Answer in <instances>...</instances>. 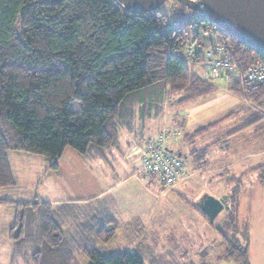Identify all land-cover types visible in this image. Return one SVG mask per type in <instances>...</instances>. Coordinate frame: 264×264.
<instances>
[{
  "label": "trees",
  "instance_id": "obj_1",
  "mask_svg": "<svg viewBox=\"0 0 264 264\" xmlns=\"http://www.w3.org/2000/svg\"><path fill=\"white\" fill-rule=\"evenodd\" d=\"M194 20L201 28H215L235 52L245 48L264 61L262 53L226 30L197 14ZM190 25L191 18L183 14L172 19L162 7L126 11L118 0H0V188L16 185L12 151L44 156L48 169L55 170L67 146L80 154L94 147L103 155L102 150L119 144L122 129L158 114L167 95L178 96L175 103L181 106L215 92V84L194 72L180 54L193 36ZM199 53L192 66L200 61ZM228 85L264 112V82L247 90L236 81ZM73 100L80 101L81 110L69 108ZM255 170L264 185V165ZM241 180L228 179L227 214L215 230L221 259L250 264L248 227L239 224ZM4 204L16 208L18 232L11 228V237L18 241H23V211L39 210L45 245L33 251L32 264H41L43 250L51 255L63 245L51 204L0 196ZM110 230L100 224L96 239L109 241L115 235ZM84 255L91 264H144L133 251L104 255L92 248ZM66 256L76 264L73 254Z\"/></svg>",
  "mask_w": 264,
  "mask_h": 264
},
{
  "label": "crops",
  "instance_id": "obj_2",
  "mask_svg": "<svg viewBox=\"0 0 264 264\" xmlns=\"http://www.w3.org/2000/svg\"><path fill=\"white\" fill-rule=\"evenodd\" d=\"M196 66H199V64H196ZM201 74L203 75V72ZM224 87L223 89H226L227 92H229V95L234 97V100L236 99L235 97H238L239 99L238 95L231 92L228 87ZM218 92L219 89L217 88L212 94L202 97L203 99L198 105H196L197 100L189 103L190 111L208 104L213 97H216ZM206 97L209 98L206 99ZM241 100L247 101L248 99H241L240 97V102L235 105L234 109L227 112L220 109L218 110L220 114H216V111H211L212 108H210L209 111L205 112V116H208L205 118L206 122L191 130H184L183 128V126L189 122L187 119V110L181 108L184 105L175 106L176 110L178 107L181 108L178 110L177 114L181 117V123L183 124L180 128L183 132V136L179 141L173 144V147H175V152L185 160L186 165L191 167L192 171L189 169V175L185 174L183 178L171 187V189H176L181 185L190 187L193 183H201L204 185L206 193L215 197H221L224 195L227 196V193L231 190V186L227 183L228 179L241 178L239 224L240 226L246 224L248 227L249 262L250 264H264V238L261 240L264 231V203L261 204V201L264 202V185L261 184L258 170H255V168L264 165L262 160H256L258 157L264 155V148L258 149L254 147V143L251 140V138L255 139L257 137V135L252 132L254 127L260 125L261 127L259 130L264 131V112L258 106L251 104V101H247L248 103L242 106ZM176 110H174V113ZM170 117L171 118L167 122L163 121V125L156 126L157 130L154 131L150 124H146L144 118H139L141 123L140 129L137 127L136 121H133L134 125L132 127L122 129L119 136V144L102 150L104 153L105 151L109 153V160H107V155H100V162L96 161L92 164L94 171L97 173L99 172L98 181L101 182L102 186L99 191L90 196L85 195L78 198H67L64 192V185L62 186L60 181L54 180V177L50 174L51 171L60 173V162L57 169L50 170L48 169L49 160L44 156H40L43 159V164L41 165V183L44 181L47 186L44 190V200H39V202H47L51 204L54 210V216L60 226L62 234L64 232V228L62 227L64 226H72L74 234L75 232H82L84 230H88L90 233L95 234V231L100 224L106 230L115 227L119 228V226H121L122 229L120 230L117 228L116 233H124L128 230H125L123 226L126 227L130 225L128 223L132 221L133 217L142 221V225H139L140 229H133L131 232L137 233V230H139V232L145 231V228L147 227L145 221H148L149 218L147 216L152 212L150 210L146 211V203L144 205V202H147V198L152 200L157 197L160 199L162 195L161 192L157 194L155 193V183L147 185V182L143 178L138 177L134 173L131 162L133 155L130 151L134 146L141 142V140L148 138L150 134H153L154 136L159 132L158 130L167 127V125L175 124L173 116ZM259 117L261 118L260 120L263 121H260ZM203 127L208 128L197 136H191L194 131ZM236 137H239L240 139L239 144L242 143L240 149L239 146L233 148L234 146L229 147L227 144L228 142H234L232 140ZM199 139L202 140L201 146L197 148L193 147V144H196V141ZM10 154L11 157H16L17 160L27 164H30L31 160L36 159L34 154L15 151L10 152L9 155ZM102 160H104V162H102ZM254 160L258 163H253ZM13 172L16 177L17 185L18 180L14 169ZM254 187L260 192V197H254L255 192L252 191ZM12 189L13 188H11V190ZM159 189L162 190L161 187H159ZM147 195H150L151 197ZM185 202L187 207H190L188 208L191 210L190 212L195 215L196 218L198 215V223L195 225V229L197 230V233H201V235H197L196 238L199 243L201 241V244L198 247L200 249V257L205 258L204 264H238L235 261L221 259L223 248L215 228L210 226L209 223L204 220V217L189 205L191 203L187 200ZM84 204L88 206L93 204L92 209L95 211L86 213L81 209L76 208ZM13 205L14 204L0 205V217L5 218L4 222H1L0 220V264H32L31 257L33 252L31 255H28V257L23 258V263L18 262V242L24 243L28 240L23 239V241H18L11 237V228L17 221L16 214L14 219H12L13 209L10 208L11 212H9L7 208L14 207ZM191 205L195 206L194 204ZM60 209H67V211L62 215L58 212ZM193 210L196 213L192 212ZM61 217L71 219L70 221L66 219L67 221L64 222L60 220ZM83 218H86V220ZM216 226H220V224H217ZM174 228L175 226H171L169 232L167 231L169 229L158 231L160 237L157 236L155 238V242L157 241L156 243H159V247L165 255H167L166 247L161 242L166 239L169 233H173ZM192 231L193 230H191V232ZM37 241L38 245L35 247L43 248L45 244L43 243L40 234ZM61 242L63 243L64 248L71 246L81 248V245L78 243L80 242V239H75V237L67 239L63 237V241ZM174 248L175 252H177L176 245ZM6 249H9L8 253L5 252ZM217 250H219L218 253ZM184 256H186V254H184Z\"/></svg>",
  "mask_w": 264,
  "mask_h": 264
},
{
  "label": "rangeland",
  "instance_id": "obj_3",
  "mask_svg": "<svg viewBox=\"0 0 264 264\" xmlns=\"http://www.w3.org/2000/svg\"><path fill=\"white\" fill-rule=\"evenodd\" d=\"M161 7L168 13L169 17L172 19L179 17L182 14L185 15V17L187 18H191V25L189 26V30L192 33L198 32L201 29V27L198 26L194 20V17L196 16L195 11H192L189 8L185 9L179 6V4H177L175 0H167ZM213 39L214 40L221 39L220 32H218L215 28H214ZM181 56L185 60V62L190 65L191 69L194 72H196L199 76L209 80L210 82H214L215 86L219 89V92L217 93L216 97H213L208 104H205L202 107H198L193 111H190L189 103L195 100L184 104V106L181 105L183 106L181 108L186 109L188 112L187 119L189 122L188 124H185V126H183L184 130L185 129L191 130L194 127L203 125L206 122L205 118L208 117L205 116L206 115L205 112L209 111L210 108H212L211 111H216V114H220L218 110L221 109L222 111H226V112L230 111L234 109L237 103L240 102L239 101L240 97L241 99L246 98L244 97V95H240L229 89L231 90V92L239 96V99L238 97H235L236 98L235 101L234 97L232 95H229V92H227L226 89H223L224 86L230 88L226 82H224L219 78L207 77L202 70L200 62L198 63L199 66L195 65L196 66L195 67L190 64L191 60L189 57L186 56V54L182 53ZM202 72L203 75L201 74ZM177 98L178 96L169 97L167 95L162 102L161 111L158 114H152L150 118L145 119L146 124H150L152 130L154 131L157 130L156 126L158 127L163 125V121L167 122L171 118L170 116H173L175 120V124H170L169 126L167 125V127L160 129L163 130L165 128L166 129L173 128L178 130L179 133L178 136L174 140L170 141V143H172V146L177 141H179L180 138L183 136V132L180 129L183 124L181 123V117H179L177 114L178 110H180L181 108L178 107L177 110L175 109V106H177L175 103ZM200 98L196 99L197 100L196 105H198V103L202 101L203 98L202 97ZM207 98L209 97H206V99ZM241 101H242L241 105L244 106L248 103L247 101L249 100L247 101L241 100ZM69 108L72 111H79L81 110L82 105L80 101L73 100L70 102ZM174 110H176L175 113ZM260 119L261 118L259 117V120ZM136 124L137 127L140 129L141 123L139 119L136 120ZM260 127H261L260 125H257L252 129V132H254L257 135V137L255 139L251 138L252 142L254 143V147L258 149L264 148V131L259 130ZM149 136H153V134L152 135L150 134ZM239 140H240L239 137H236L235 139L232 140L234 142L231 143L228 142L227 144L229 145V147L234 146L233 148H237V146H239L240 149L242 143L239 144ZM196 142H197L196 144H193V147L195 148L200 147L202 144V140L199 139ZM95 150L96 149H94V147H91L90 149H88L86 153L80 154L72 147L67 146L61 156L62 158L59 159V162L61 164L60 173L56 171L50 172L51 176L54 177L53 178L54 180L60 181L62 186L64 185L63 186L64 192L67 198H78L85 195L90 196L100 190V187L102 185L101 182L98 181L99 172L97 173L92 168V164L94 162L96 161L100 162V158H99L100 154H98ZM135 151L136 149L132 148L130 152L131 154H134L133 152ZM103 155H107V160H109L108 158L109 153H107V151H105V153L103 152ZM40 156L41 155L38 156L35 155L36 159H33L34 161L31 160V163L27 164L17 160L16 157H11L10 154L9 155L10 163L17 175L18 182L16 187H14L12 190L11 188L9 189L0 188V196L13 197L14 199L24 203H32L34 201L44 200V190L47 184H45L44 181H42L41 183V177H42L41 165L43 164L42 163L43 159ZM104 160H102V162H104ZM256 160L257 161L262 160L264 162V155L258 157ZM253 163H258V162L254 160ZM189 169L190 171H192L191 167L189 165H186L184 175L185 174L189 175L190 173ZM149 179L151 181H154L153 183H155L154 184L156 187L155 193L157 194L161 192L162 197L160 199L155 197L152 200L147 198V202L146 201L144 202V205L146 203L145 206L146 211L150 210L153 213L147 216L149 219L147 218L148 221H145L147 227L145 228L144 232H139V230H137L138 231L137 233L131 232L133 231V229H140L139 225L141 224L142 221H139L136 217H133L132 221L128 223L130 225L126 227L123 226L125 230H128L127 232L117 234L116 230L118 227L111 229L110 231L111 232L114 231L115 235L107 242H104L102 240H97L96 235L90 233L88 230L86 231L84 230L82 232H75L74 234L72 226L71 227L64 226L62 227L64 228L63 237L65 239L70 237H75V239L76 238L80 239V242L78 243L81 245V248H75L74 246L64 248L63 245H60L56 247L55 250L52 251L51 255L48 250H43L42 255L40 256V263L42 264L44 261H46L48 264H75V262L73 261H71V263H69L68 261L66 253H70L75 256L76 264H91V261L84 255V250L96 248L104 255H112L123 251H133L137 253L139 252L141 255L140 257L142 258L144 264H204L205 258L200 257V253H199L200 249L198 247L201 244V241L199 243V241L196 238L197 235H201V233H197V230L195 229V225H197L198 223L197 220L198 215L196 218L195 215H193L190 212L191 210L188 209L190 207L189 206L187 207V204L185 202L187 200L189 203L194 204L195 207H197L196 206L197 201L200 199V197L203 194L206 193L204 185H202L201 183L198 184L193 183L191 184L190 187L181 185L178 186V188L176 189L163 188L161 190L159 189L160 184H158V182L154 178L150 177ZM252 191L255 192L254 197L261 196L257 188L254 187ZM228 194L229 193H227V195ZM262 203L264 202L261 201V204ZM92 206L93 204L91 206L84 204L76 208H79L86 213H90L95 211L92 209ZM10 208L14 210V211L12 210V215H13L12 219H14V216L16 214L15 206L8 207L7 209L9 210V212H11ZM66 211L67 209H60L58 212L63 215ZM23 212L25 214H24L22 234H23V239H27L28 241L26 242L28 243L26 242L21 243L19 247L18 255H17L19 263H23L24 262L23 258L28 257V255H31L34 250L36 249L40 250V248L35 247L36 245H38L37 238L39 234L41 235L40 233L41 217L39 210L38 209L33 210L29 208ZM192 212L196 213L194 210ZM226 214H227V210H222L213 220V225L210 224L209 225L214 227L215 229L221 227ZM202 216L204 217V220L208 222V218L206 217V215L204 214ZM4 219L5 218L0 217L1 222H4ZM66 219L70 221L71 218H66ZM66 219L64 217L60 218V220L64 222L67 221ZM83 219L86 220V218ZM15 223L17 224V222ZM16 224L12 227V230L14 231L15 234L18 232V230L15 227ZM217 224H220V226H216ZM171 226L172 227L175 226L173 233L171 234L169 233L164 241L161 239L162 240L161 243L164 244L166 247L167 255H165L164 252L160 249L159 243H156L157 241L155 242V238L157 236L160 237V233L158 231L161 230L165 231L166 229H169L167 230L169 232ZM118 229L121 230L122 227L119 226ZM191 230L193 231L191 232ZM101 232L104 233V231ZM262 235L263 236H261L260 234L261 240L264 238V231ZM175 245L177 247V252H175V248H174ZM8 251L9 249L5 250L6 253H8ZM218 251L219 250H217V253ZM184 254H186V256H184Z\"/></svg>",
  "mask_w": 264,
  "mask_h": 264
},
{
  "label": "built area",
  "instance_id": "obj_4",
  "mask_svg": "<svg viewBox=\"0 0 264 264\" xmlns=\"http://www.w3.org/2000/svg\"><path fill=\"white\" fill-rule=\"evenodd\" d=\"M213 36V29L201 28L193 33L180 54L193 61L200 52L199 62L207 77L219 78L227 84L236 81L244 90L264 82V61L255 52L245 48L235 52L230 41L214 40ZM178 134L176 129L165 128L134 146L136 151L131 159L134 173L145 181L153 177L163 188L173 187L184 177L186 168L185 160L170 143Z\"/></svg>",
  "mask_w": 264,
  "mask_h": 264
},
{
  "label": "water",
  "instance_id": "obj_5",
  "mask_svg": "<svg viewBox=\"0 0 264 264\" xmlns=\"http://www.w3.org/2000/svg\"><path fill=\"white\" fill-rule=\"evenodd\" d=\"M126 11L149 12L159 9L167 0H118ZM195 11L200 18L226 30L264 55V0H175ZM197 207L210 220L227 210L226 196L205 193Z\"/></svg>",
  "mask_w": 264,
  "mask_h": 264
},
{
  "label": "flooded vegetation",
  "instance_id": "obj_6",
  "mask_svg": "<svg viewBox=\"0 0 264 264\" xmlns=\"http://www.w3.org/2000/svg\"><path fill=\"white\" fill-rule=\"evenodd\" d=\"M196 13V12H195ZM197 14V13H196Z\"/></svg>",
  "mask_w": 264,
  "mask_h": 264
}]
</instances>
